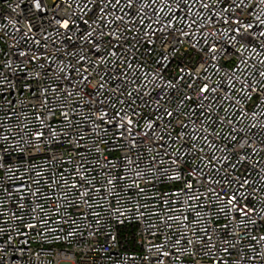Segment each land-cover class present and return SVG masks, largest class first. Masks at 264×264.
Here are the masks:
<instances>
[{"label":"built area","instance_id":"2783aa9c","mask_svg":"<svg viewBox=\"0 0 264 264\" xmlns=\"http://www.w3.org/2000/svg\"><path fill=\"white\" fill-rule=\"evenodd\" d=\"M0 264H264V0H0Z\"/></svg>","mask_w":264,"mask_h":264}]
</instances>
